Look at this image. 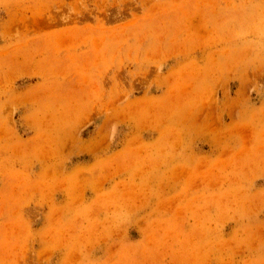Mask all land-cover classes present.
<instances>
[{
	"label": "rangeland",
	"instance_id": "1",
	"mask_svg": "<svg viewBox=\"0 0 264 264\" xmlns=\"http://www.w3.org/2000/svg\"><path fill=\"white\" fill-rule=\"evenodd\" d=\"M0 264H264V0H0Z\"/></svg>",
	"mask_w": 264,
	"mask_h": 264
}]
</instances>
